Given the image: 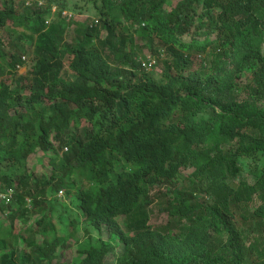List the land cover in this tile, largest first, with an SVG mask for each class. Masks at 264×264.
<instances>
[{
  "label": "trees",
  "instance_id": "trees-1",
  "mask_svg": "<svg viewBox=\"0 0 264 264\" xmlns=\"http://www.w3.org/2000/svg\"><path fill=\"white\" fill-rule=\"evenodd\" d=\"M53 1L0 8V191L14 188L0 202V264H245L255 248L241 224L264 222V169L233 177L240 157L264 156V0H84L99 21L70 42L63 9L47 23ZM8 30L31 40L24 72ZM138 40L164 46L160 69L142 66ZM197 52L210 56L202 72ZM185 168L212 202L179 187ZM61 188L80 213L65 229L52 215ZM157 196L165 224L152 222ZM80 216L88 240L67 260ZM173 218L188 223L175 231Z\"/></svg>",
  "mask_w": 264,
  "mask_h": 264
},
{
  "label": "rangeland",
  "instance_id": "rangeland-1",
  "mask_svg": "<svg viewBox=\"0 0 264 264\" xmlns=\"http://www.w3.org/2000/svg\"><path fill=\"white\" fill-rule=\"evenodd\" d=\"M40 3H45L49 0H39ZM176 0H174L175 2ZM66 2L68 8H62L61 3ZM20 3V0H16V5ZM52 5V13L53 16L49 19V22L51 21H57L60 18H62L61 15H58V11L63 9L62 15L66 18L67 22L69 23L68 29L66 31V34L61 39L65 42H70L72 40H75L77 37H79V34L77 33V29L83 24L84 22L87 24H94L96 25L98 19L96 16V9L93 6L91 2L84 1V0H55L53 1ZM27 4V3H26ZM3 6V0H0V8ZM29 6L32 7V4ZM82 7V8H81ZM20 9V8H19ZM22 10V8H21ZM101 27V25H99ZM105 32L102 31V35H104ZM13 35V36H12ZM20 35V32L12 33L11 31H6L3 33V36L5 37L6 41V48L9 52H12L16 50L20 55H23V59L26 61V65L22 66L20 68L21 72L26 71L27 67L32 64L33 57H32V50L33 46L31 44L30 38L27 40L25 39H19L18 36ZM16 42L18 45V48L11 47L9 44V41ZM138 53L140 55L141 60H146L148 57H152L155 59L158 63V61H163L167 58V54L164 51V46L160 44L158 40H153L154 43V51H152V48H150L149 45H145L143 41L138 40ZM140 46V47H139ZM153 46V47H154ZM140 48V49H139ZM160 49V50H159ZM158 51H162V56L158 58ZM193 66L192 70L194 71H203L205 70L209 63H210V56L206 53H195L193 55ZM162 66V63L157 64V69H160ZM154 67V66H153ZM153 67L151 69H153ZM251 70H247V72L243 73L242 80H247L250 76ZM82 126L86 125V122L83 120L81 123ZM97 126V124H96ZM66 148H64L65 150ZM33 165V164H32ZM238 167H240L239 171L234 174V182H238L241 179H248L250 182H255L259 176L261 175L263 169H264V156H261L258 160L249 156H242L239 159V162L236 164ZM33 169H35V173H43L44 167L41 164L33 165ZM192 172V168H185L182 169L179 176L180 179L178 181V185L183 190H188L189 192H193L195 199L194 202H198L199 204L202 203H208L212 202V199L209 195L205 194L204 191H201L197 187V183L190 178V173ZM9 189V188H6ZM4 189V190H6ZM168 189V186H154L153 187V193H159L160 191H166ZM60 190H63L61 193ZM58 191V194L55 195L56 202L53 204L52 208V215L54 218H58V216L62 219L60 223L63 225L64 229L67 227V221L70 217H78L80 215L79 209L77 206V199L75 198V191H69L66 188H61ZM164 199L161 198V196H157V199H155V202H153L149 208L151 212L153 213L152 216V222L155 223V225L159 224H165L168 217L166 213H162L159 211L160 204L162 203ZM248 211V210H247ZM246 211V212H247ZM249 213V212H248ZM81 222L77 227V233L75 237H72V242L68 244V247H66L67 255L65 256L67 260H70L72 258V255L75 254V249L77 247L75 240L78 238L80 242H85L88 240L87 235L88 232L85 229L86 222L82 220V217L80 216ZM241 220V219H240ZM119 221L123 222V217H119ZM242 221V220H241ZM188 223L187 218H173L171 221V226L174 228L175 231L179 230V228L183 227ZM240 224V221L238 222ZM242 227L244 228L243 231V241L245 242L246 246L250 247L253 245L255 248L254 251L249 250L245 264H264V222L263 221H256L249 219L248 221L242 222ZM92 229V228H90ZM96 231L92 229L93 238L92 241H95L96 238H98V235L95 233ZM116 244V250L118 251L120 248V243L118 240H115ZM109 262L113 263L114 258L113 255L109 257Z\"/></svg>",
  "mask_w": 264,
  "mask_h": 264
},
{
  "label": "built area",
  "instance_id": "built-area-1",
  "mask_svg": "<svg viewBox=\"0 0 264 264\" xmlns=\"http://www.w3.org/2000/svg\"><path fill=\"white\" fill-rule=\"evenodd\" d=\"M47 22H49V20H47ZM161 56H162V51H158V57L160 58ZM156 62L157 61L153 59L152 57H148L146 60H142V65L146 69H151ZM60 192L62 193L63 190H60ZM13 195H14V188H9V189L0 191V202H6V203L11 202Z\"/></svg>",
  "mask_w": 264,
  "mask_h": 264
},
{
  "label": "clouds",
  "instance_id": "clouds-1",
  "mask_svg": "<svg viewBox=\"0 0 264 264\" xmlns=\"http://www.w3.org/2000/svg\"><path fill=\"white\" fill-rule=\"evenodd\" d=\"M50 19V18H49ZM48 19V20H49ZM99 21V20H98ZM98 21H97V23H98ZM48 23V22H47ZM159 58V57H158ZM141 63H142V60H141ZM157 64V62L153 65V66H155ZM143 66V65H142ZM144 67V66H143ZM67 149V148H66ZM13 197H14V195H13ZM13 199V198H12ZM12 201V200H11ZM10 203V202H9Z\"/></svg>",
  "mask_w": 264,
  "mask_h": 264
}]
</instances>
